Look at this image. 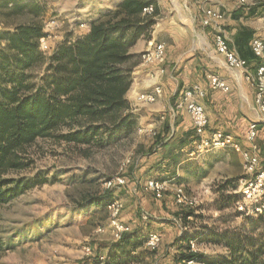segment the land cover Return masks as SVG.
Masks as SVG:
<instances>
[{
  "label": "rangeland",
  "instance_id": "1",
  "mask_svg": "<svg viewBox=\"0 0 264 264\" xmlns=\"http://www.w3.org/2000/svg\"><path fill=\"white\" fill-rule=\"evenodd\" d=\"M28 1L30 4L37 2L44 7L42 20L47 31L45 44L48 45L43 50L45 55L50 54L65 36L72 37L85 32L89 18H95L101 13L100 0ZM171 1L164 0L165 7L163 3L159 7L158 14L154 17L156 23L144 37L148 42L137 53L139 56L146 51L150 42L152 45L163 41L167 44L173 39L169 35L170 30L175 34L173 27H179L182 22L197 24L199 28L196 18L185 16L190 11L184 5L180 10L181 5ZM30 17L28 8L24 13L13 15L9 19L1 14L3 23L0 21V29L4 28V23L11 26L14 23L27 22ZM82 23L86 25L82 26ZM193 39L196 45L197 38ZM34 72L40 74L41 69ZM152 90L151 88L147 92ZM131 104L136 115V124L129 131L115 135V141L107 145L75 146L59 142L57 137L51 136L48 139H39L29 148L35 161L24 173L32 176L35 172H41L48 178L55 177L57 180L34 186L3 206L0 237L8 241L11 247L3 251L0 264H81L94 255L98 248H103L105 255L107 244L117 242L111 225L113 215L109 210L102 211L96 205H86L84 202L86 198L104 194L110 188L115 189V196H119L117 199L120 205L116 219L133 217L131 215L135 213L140 221H129L128 225L133 229L151 220L169 222L175 234L185 228L183 232L196 235L193 238L197 241V252L203 253L214 264H226L218 261L227 258L230 251L221 243L207 240L206 234L241 232L247 237H253L264 249V217L242 216L236 209L239 198V184L236 180L245 175L242 156H238L237 152L219 150L208 153V156L210 154L215 159L209 157L214 163H207L204 159L189 160L196 156L192 154L193 145H180L185 149L179 155V162L184 165L183 175L180 177L183 180L176 177L174 182L185 185L187 194L197 201L195 207L187 208L188 211H193L187 220L182 221L176 216L181 207L175 202L172 185L161 199L154 198L146 190L145 182L150 178L165 180L172 176L170 174L165 178L157 171L161 154L158 150L162 145L153 148L155 134L150 129L155 127L154 131H159L166 119H171L175 133L177 123L175 119L168 118L167 112V118L162 119L164 114L153 117L156 124L149 126L139 119V113H144V109ZM120 175L125 178L124 184L118 182L108 185L109 181ZM177 220L181 226L177 224ZM154 227L156 228L153 230H161ZM168 233V237H162L160 245L152 249L154 252L147 247L139 248L138 253H135L140 258L135 257L134 261L123 264H173L172 245L176 236ZM197 264L210 263L202 261Z\"/></svg>",
  "mask_w": 264,
  "mask_h": 264
},
{
  "label": "trees",
  "instance_id": "2",
  "mask_svg": "<svg viewBox=\"0 0 264 264\" xmlns=\"http://www.w3.org/2000/svg\"><path fill=\"white\" fill-rule=\"evenodd\" d=\"M150 5L154 6V12L144 14L145 7ZM258 6L248 9V14H256ZM27 8L31 15L27 22L11 26L4 23L0 29V216L5 204L34 186L57 180L41 172L32 176L24 173L35 161L29 148L39 139L55 136L59 142L99 147L115 141V135L129 131L136 124V115L126 95L142 54L139 56L131 50L148 35L158 14L156 0H121L117 6L101 10L89 20L85 32L65 36L45 55L41 49V40L47 36L42 20L44 7L27 0H0V15L7 19L24 13ZM239 33L244 41L255 38L250 28H243ZM254 61L258 63L256 58ZM38 68L40 74L34 72ZM172 132L171 120L166 119L155 134L153 148L165 143ZM184 135L190 137V145L196 138L194 130ZM170 159L172 163L179 162L177 155H170ZM170 174L175 176V172ZM242 177L237 178V183ZM115 193L110 188L104 194L86 198L84 203L107 211L119 198ZM192 214L186 208L176 212L182 221ZM259 215L264 217V211ZM135 234L125 233L121 240L108 245L103 264H123L140 258L135 251L145 246L147 236ZM206 235L207 240L221 243L230 251L218 263L264 264V249L253 237L241 232ZM193 236L196 235L181 230L174 239L173 264H188L189 260L214 264L203 253L191 250L189 241ZM9 247V242L1 236L0 258ZM102 250L98 248L81 264H102Z\"/></svg>",
  "mask_w": 264,
  "mask_h": 264
},
{
  "label": "crops",
  "instance_id": "3",
  "mask_svg": "<svg viewBox=\"0 0 264 264\" xmlns=\"http://www.w3.org/2000/svg\"><path fill=\"white\" fill-rule=\"evenodd\" d=\"M156 1L158 2V9L161 7L162 3L165 7L164 4H166V2H164V0ZM210 1L209 6L219 8L225 12L226 19L223 27L226 34L230 37V47L236 50L243 59L248 60L250 66L255 69V57L251 46L253 38L244 41L241 39L239 32L243 28H250L254 31L255 37L264 36V0L260 1L258 4L260 6L257 5L256 14L253 15H249L247 7L239 4L238 0ZM120 2L121 0H100L99 7L101 10H108L117 6ZM171 2L175 4L179 3V6L181 5L180 10H182L184 5L188 11H190L188 13L186 12L185 16L190 15V18H196L199 23V28H197V24H187L183 22L179 24L180 26L177 25L179 27H173L175 34H173L171 30L169 32V35H172L171 37H173V39L169 40L167 44L163 41L165 43L166 58L162 67L166 69V72L163 76L156 79L150 75L151 67L143 66L140 63L135 67L131 88L126 95V98L130 103L144 109V113H139V119L144 120L143 122L145 124L153 126V124H156V119L154 120L153 117L164 114L165 116L162 117L167 118L166 116L168 115V118H170L171 109L177 103L181 91L185 86L197 83L201 84L207 91L205 98L201 100L205 106L208 118L206 133L215 131V129H220L226 133L234 134L242 142L243 148L247 149L249 144L246 140V132L250 122L258 118L254 100L255 87L249 83L240 72L229 68L226 65L224 57L214 51L212 34H210L209 29L203 28L201 24V11L197 1L172 0ZM92 12L93 11L90 13L91 16L93 14ZM93 18L94 17H90L89 20ZM153 32L155 33V29ZM193 38H197L196 45ZM147 42V38H141L132 47L131 51L133 53H139L144 47H146ZM151 43L152 42H150L148 48L155 45H152ZM214 72L219 74L228 84H230L231 90L229 92L225 93L210 88L207 75ZM156 85L162 87V95L155 103L145 104L137 102L136 98L138 94L141 92H147L151 88L154 89ZM173 119H175V123H177L176 132H172V136L166 139L165 143H163L162 147L158 150L161 154L158 160L160 163L157 166V171L165 176V178L170 175L171 171H173L175 172L174 177H178L180 180L182 179L180 177L183 175L182 173L184 170L183 162L172 163L173 161L171 162L170 155H177L179 157L182 151H185L184 148L180 147L182 141L185 142L184 144L186 147L190 145V137L184 135V133L188 130H193V124L192 119L186 110L177 112ZM173 128L174 124L172 131L174 130ZM257 133L256 145L260 157L259 166L261 170H264V123L259 124ZM193 156L195 157H191L189 160L196 161L204 159L207 163H210L208 161L214 163L210 158L215 159L210 154L208 156V154L204 155L199 153L193 154ZM238 156L241 157V154L238 153ZM177 206L179 205L177 204ZM131 216L133 217H122L121 220L127 224H130V220H133L132 223H136L139 220L135 213ZM154 226L161 228V230L155 231L159 232L162 237H168V232H170V235L176 237L179 236L180 232L176 231L175 234V232L171 230L173 227L169 222H156L154 220L145 223V225L139 224L138 227L134 229L132 228L131 232H136L135 235L142 233L147 236L148 233L153 231V228H156ZM113 243L115 242L109 243L107 246H110ZM145 247L146 246L142 248Z\"/></svg>",
  "mask_w": 264,
  "mask_h": 264
},
{
  "label": "built area",
  "instance_id": "4",
  "mask_svg": "<svg viewBox=\"0 0 264 264\" xmlns=\"http://www.w3.org/2000/svg\"><path fill=\"white\" fill-rule=\"evenodd\" d=\"M200 6L201 24L203 28L209 29L212 34L213 48L218 54L224 57L226 65L240 72L246 80L255 87V105L258 118L250 122L246 140L249 144L247 149L243 148L242 142L234 135L226 133L220 129H215L206 133L208 126V118L205 111V106L201 101L205 98L207 91L201 84L187 85L181 91L180 98L171 109L170 118H174L177 112L186 110L192 119L195 140L192 143V154H208L216 153V151H236L241 154L243 159V167L245 170L244 177L239 179V198L236 202V209L242 215H259L264 211V170L260 169V157L257 150L256 138L257 130L260 123H264V36L255 37L252 40L251 46L258 63L255 64V69L252 68L248 60L243 59L236 50L230 47V37L224 30V21L226 19L225 12L219 8L209 6L210 0H195ZM261 0H238V3L246 6L247 9L257 6ZM144 14H152L154 6L145 7ZM264 16V15H263ZM264 19V18H263ZM83 23L82 26H85ZM46 39L41 40V49L45 50L48 45L45 44ZM166 58L165 43H157L146 49L141 56V64L151 67V77L160 78L166 72L162 67ZM153 69V70H152ZM207 80L212 90H220L225 93L231 90L230 84L217 73L207 75ZM162 95V87L156 85L151 92L140 93L137 95L139 103H155ZM164 117H162L163 119ZM150 132L156 134V130L150 129ZM175 177L161 180L158 178H150L145 182L148 191H151L155 198L161 199L167 188L172 185L175 192V202L182 208L195 207L197 201L190 197L185 185L174 182ZM124 184L125 178L120 175L115 180L109 181L112 183ZM119 199L113 201L107 209L113 215L111 225L113 237L115 241L121 240L122 235L129 233L132 228L118 218L116 213L119 210ZM191 217V216H189ZM188 217V218H189ZM181 220V219H180ZM181 226L180 221H176ZM185 229V228H184ZM181 228V230H184ZM162 241V236L159 232L153 230L147 234L145 246L152 250L157 248ZM191 250L197 251V241L191 239L189 241ZM90 252V251H89ZM106 256L102 255L101 262H105ZM188 264H197L193 260H189Z\"/></svg>",
  "mask_w": 264,
  "mask_h": 264
}]
</instances>
